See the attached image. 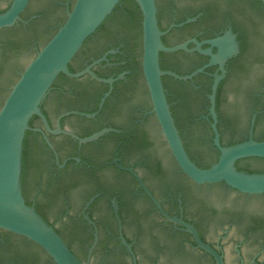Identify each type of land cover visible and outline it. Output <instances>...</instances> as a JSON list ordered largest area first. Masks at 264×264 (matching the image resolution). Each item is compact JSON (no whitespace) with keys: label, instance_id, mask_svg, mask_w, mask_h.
<instances>
[{"label":"flooded vegetation","instance_id":"1","mask_svg":"<svg viewBox=\"0 0 264 264\" xmlns=\"http://www.w3.org/2000/svg\"><path fill=\"white\" fill-rule=\"evenodd\" d=\"M11 1L0 0V12ZM31 1L20 13L21 20L0 28V83L3 73H13V66L5 64L9 53L19 54L25 48L35 53L38 41L31 37L26 46V34H22L28 20L37 16V11L30 9ZM73 2L56 1L52 8L54 12L61 11L56 21H50L43 12L47 31L58 26ZM155 3L166 45L219 39L217 44L204 42L200 47H210L214 54L222 51L225 57L221 66L218 60L212 61L210 55L198 50L164 52L163 60L169 64L164 70L187 75L203 68L184 80L169 75L179 81V89L162 76L175 124L190 158L203 168L218 159L209 100L217 78L215 111L220 144L227 146L249 138L264 140V2ZM189 18L192 20L172 26ZM132 39L128 29L114 22L108 33L91 37L82 57L74 56L69 62L78 71L105 56L93 64L92 70L103 74L101 77L115 78L111 89L89 74L74 77L79 80L66 84H52L44 107L52 128L59 120L62 129L80 137L97 127L94 132L112 130L87 142L66 133L46 131L51 145L40 132H36L40 135L37 138L30 137L27 172L21 179L26 203L33 205L76 256L88 264H133V256L121 237L130 244L137 264H217L208 251L196 244L192 234L163 215L151 195L168 215L190 223L200 239L222 256L224 264H264V204L253 200L264 194L241 192L224 182L198 184L180 169L152 110L143 77L142 27L140 43L126 50L125 43L132 46ZM13 40L22 46L16 47ZM194 45L192 41L187 44L189 48ZM131 56L140 60V75L121 69ZM159 61L161 66L160 55ZM23 69L21 66L15 72L1 101ZM250 73L255 75L251 77ZM243 79L248 83L243 84ZM105 85L107 90L99 103L106 92L109 94L101 107L98 103V108L92 110L96 93H101ZM143 88L148 103L131 102V95ZM233 91L237 93L235 97L231 96ZM32 126L43 128L39 118ZM191 146L196 148L195 153ZM211 154V159L203 158ZM256 158H243L235 163L236 168L264 173V167L242 164ZM0 264L55 263L35 242L0 228Z\"/></svg>","mask_w":264,"mask_h":264},{"label":"water","instance_id":"2","mask_svg":"<svg viewBox=\"0 0 264 264\" xmlns=\"http://www.w3.org/2000/svg\"><path fill=\"white\" fill-rule=\"evenodd\" d=\"M28 1L12 0L9 7L5 11L0 12V28L12 26L21 20L20 13L25 9ZM56 1L32 0L30 9L32 11L46 12L50 17V21H56L60 16L59 13H61V11L54 12L52 8L56 4ZM119 1L74 0L71 8L67 11L65 20L34 56L30 49L25 48L19 54L9 53L5 59L6 65L10 63L13 66V73L9 74V76L3 73L0 83V103L4 90L10 84L15 72L21 66L24 69L10 87L8 94L0 106V228L35 242L48 254L55 264L88 263L83 262L76 256L64 239L42 218L33 205L26 203L21 188L23 139L25 132L31 130L40 132L49 145L51 144L45 131L51 134L66 133L76 138L79 142H87L95 140L105 132L112 130L110 128H104L85 137H80L74 132L62 129L59 120L57 121V126L52 128L40 105L59 73H64L69 77H79L84 74H89L97 81L109 84L111 89L112 82L115 78L101 77L92 70L93 64L101 59H105V56L78 71H70L68 64L81 48L85 39L111 14ZM135 1L142 15L141 68L143 77L149 93L152 110L157 118L167 145L180 169L198 184L224 182L228 186L241 192L264 194V173L239 170L235 165L237 160L243 158H264V140L249 138L227 146L221 145L219 142L215 111V95L219 78L214 81L212 92L209 95L211 104L210 115L213 120L211 125L215 133L214 145L219 150V156L215 163L206 168L198 166L188 155L167 100L162 81L163 75L167 74L184 80L190 78L196 72L202 71L203 68L201 67L187 75H179L174 71L164 70L160 66V53L173 52L179 49L187 51L198 50L210 55L212 61L218 60L222 66L225 58L222 51L214 54L210 47L205 49L200 47L204 42L213 45L217 44L219 39L203 42L191 39L175 45H166L162 41V35L165 31L158 24L155 0ZM261 1L264 2V0ZM191 20L189 18L184 22L173 24L172 26H180ZM190 41L195 44L191 48L187 46ZM248 75L253 77L255 73ZM122 76L123 74L119 75V77ZM242 83H248V79H243ZM108 94L109 91L104 94V97L99 103V107L102 106ZM236 94V91H233L231 96L235 97ZM130 99L131 102L133 101L136 104L142 102L148 103V96L144 88L142 91L139 90L132 94ZM84 114L87 116L94 115V113ZM34 115L40 119L44 129L39 126L29 125V120ZM191 150L194 153L196 152V148L193 146H191ZM203 158L209 160L212 158V154L207 157L203 156ZM242 164L262 168L264 167V160L253 159L242 162ZM202 188L207 189L208 187L203 186ZM151 197L166 218L180 224L186 231L192 234L196 244L208 251L214 257L217 264H224L222 256L200 239L197 231L190 223L178 217L168 215L162 209L159 202L152 195ZM253 200L264 204V197H257ZM121 241L132 254L133 264H137L130 244L123 237H121ZM166 264L181 263L173 262Z\"/></svg>","mask_w":264,"mask_h":264},{"label":"trees","instance_id":"3","mask_svg":"<svg viewBox=\"0 0 264 264\" xmlns=\"http://www.w3.org/2000/svg\"><path fill=\"white\" fill-rule=\"evenodd\" d=\"M59 6V5H58ZM72 6V5H71ZM70 6V8H71ZM58 9V8H57ZM36 17L29 19L27 24H26V31H24L22 34H26V38L23 39V43L28 46V43L30 42L31 37H35V39L38 41L36 50L34 55L37 53V51L47 42V40L54 34V32L57 30V28L62 24V22L66 18V14L63 13L61 16V22L58 24V26L53 29L47 31V24L46 20L44 19V13L43 11H37L36 12ZM27 18V16L25 17ZM141 11L139 9V6L135 0H120L114 7L113 11L111 12L110 15H108L105 20L99 25V27L91 34L89 35L85 41L83 42L81 48L77 51V53L74 55L75 58H80L82 55L85 53L86 47H88V43L91 39L92 36L96 34H104L108 33L111 30V27L113 23L120 24L123 28H126L130 31V34L133 36L132 41L134 42L131 44L132 46H129V44L125 43L124 47L126 50H131L134 46L138 45L140 43V36H141ZM48 21V20H47ZM22 37V36H21ZM14 41V40H13ZM13 44L16 47H20L22 45H19L18 42H13ZM33 55V56H34ZM165 56L164 52L160 53L161 57V67L162 69H168L169 64L167 61L163 60V57ZM68 68L70 71H75V68L73 66V63L68 64ZM122 68H128L131 70L132 74L135 75H140V60L137 58H134L131 56L130 59H127L126 64L121 66ZM119 68V70H121ZM118 71V70H117ZM139 71V72H138ZM99 76H103V74H100L97 72ZM129 76V75H127ZM163 78L166 80V82H170L171 85L175 89H179L180 87L178 86L179 81L175 79L174 77H171L169 75H163ZM73 80H79L78 78L74 77H69L65 75L64 73H59L54 80L53 84H66L68 82H71ZM99 85H104V83H99ZM107 90V85H105V88L101 90V93H96L95 100L91 104L93 107L92 110H95L98 108V103L100 100V97L102 96L103 92ZM52 91L49 90L48 93L46 94L45 98L43 99L40 107L43 111L44 114H46L45 110V103L46 100L49 97V94ZM108 98L106 99L107 102ZM106 102L103 107H105ZM3 101H1L0 106L2 105ZM38 120L37 116H32V118L29 120V125L32 126L35 121ZM99 127L95 128L92 131H88L87 135L91 134L92 132L98 130ZM36 137L40 136L39 133H36L35 131L27 130L25 132V136L23 139V150H22V174H21V179H23L25 173L27 172V166L29 162V140L30 137ZM40 144V143H39ZM256 159H261L264 160V158H256ZM241 159L237 160L236 162H239ZM208 167V166H207ZM250 172V171H248Z\"/></svg>","mask_w":264,"mask_h":264}]
</instances>
